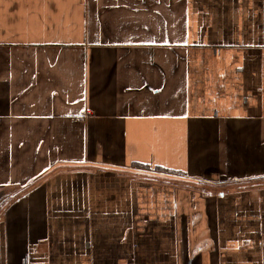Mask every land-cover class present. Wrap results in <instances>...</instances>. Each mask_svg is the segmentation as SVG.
Segmentation results:
<instances>
[{
  "label": "crops",
  "instance_id": "crops-1",
  "mask_svg": "<svg viewBox=\"0 0 264 264\" xmlns=\"http://www.w3.org/2000/svg\"><path fill=\"white\" fill-rule=\"evenodd\" d=\"M0 264H264V0H0Z\"/></svg>",
  "mask_w": 264,
  "mask_h": 264
},
{
  "label": "trees",
  "instance_id": "trees-1",
  "mask_svg": "<svg viewBox=\"0 0 264 264\" xmlns=\"http://www.w3.org/2000/svg\"><path fill=\"white\" fill-rule=\"evenodd\" d=\"M142 169H145V167H141ZM159 172L165 173L167 171L163 170V169H158ZM171 173V172H170Z\"/></svg>",
  "mask_w": 264,
  "mask_h": 264
},
{
  "label": "built area",
  "instance_id": "built-area-1",
  "mask_svg": "<svg viewBox=\"0 0 264 264\" xmlns=\"http://www.w3.org/2000/svg\"><path fill=\"white\" fill-rule=\"evenodd\" d=\"M89 113H86V112H84V113H82V118H84L85 116H87ZM82 118H81V120H82Z\"/></svg>",
  "mask_w": 264,
  "mask_h": 264
},
{
  "label": "rangeland",
  "instance_id": "rangeland-1",
  "mask_svg": "<svg viewBox=\"0 0 264 264\" xmlns=\"http://www.w3.org/2000/svg\"><path fill=\"white\" fill-rule=\"evenodd\" d=\"M167 174L170 175V173H165V175H167ZM178 175H179V174H178ZM178 175H177V176H178Z\"/></svg>",
  "mask_w": 264,
  "mask_h": 264
}]
</instances>
